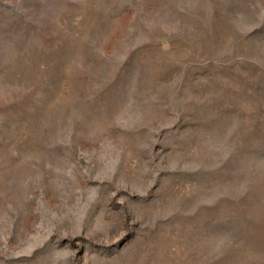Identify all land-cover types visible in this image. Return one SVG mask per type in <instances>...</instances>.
Segmentation results:
<instances>
[{
	"label": "rangeland",
	"instance_id": "1",
	"mask_svg": "<svg viewBox=\"0 0 264 264\" xmlns=\"http://www.w3.org/2000/svg\"><path fill=\"white\" fill-rule=\"evenodd\" d=\"M0 264H264V0H0Z\"/></svg>",
	"mask_w": 264,
	"mask_h": 264
}]
</instances>
